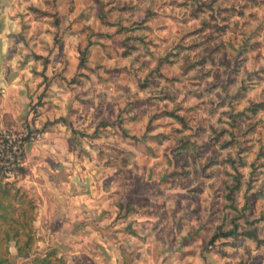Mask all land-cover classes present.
Masks as SVG:
<instances>
[{
  "label": "rangeland",
  "instance_id": "rangeland-1",
  "mask_svg": "<svg viewBox=\"0 0 264 264\" xmlns=\"http://www.w3.org/2000/svg\"><path fill=\"white\" fill-rule=\"evenodd\" d=\"M16 3L34 48L66 53L45 80L85 168L123 187L142 180L151 202L137 210L156 211L166 230H199V248L235 223L255 229L260 241L219 237L215 259L264 264V0ZM77 53L84 66L71 68ZM253 103H263L257 113ZM173 110L185 121L167 115ZM156 221L149 227L161 228ZM179 240L189 239L171 244ZM11 261L30 264L32 255Z\"/></svg>",
  "mask_w": 264,
  "mask_h": 264
},
{
  "label": "crops",
  "instance_id": "crops-1",
  "mask_svg": "<svg viewBox=\"0 0 264 264\" xmlns=\"http://www.w3.org/2000/svg\"><path fill=\"white\" fill-rule=\"evenodd\" d=\"M15 4L16 0H0V125L21 129L30 123L34 128L36 138L27 144L25 165L14 179L7 180H15L38 203L37 249L83 255L88 264H218L213 248L219 239L199 248V230H166L156 211L144 213L143 206L137 210L138 204L151 202L143 194L150 191L143 188L142 180L123 187L111 174L113 181L106 183L104 173L85 168V162L79 161L80 151L70 144L68 119L57 120L50 109L55 105L50 103L55 98L54 82L49 86L46 82L54 76V59L63 63L66 53L53 55L34 48L36 41L22 33L27 23L22 22V10ZM77 54L70 59L71 68L84 66ZM42 94L45 102L36 111L31 105ZM154 221L155 228H161H150ZM180 237L189 240L171 244ZM10 250L12 257L23 258L17 256L14 243Z\"/></svg>",
  "mask_w": 264,
  "mask_h": 264
},
{
  "label": "trees",
  "instance_id": "trees-1",
  "mask_svg": "<svg viewBox=\"0 0 264 264\" xmlns=\"http://www.w3.org/2000/svg\"><path fill=\"white\" fill-rule=\"evenodd\" d=\"M83 63L84 59H81V65ZM252 105V111L257 113L263 103H253ZM175 111H170L167 115H171L179 121L184 122V115ZM229 145L230 143L224 142L222 147ZM240 184V182L235 183V185L229 188L233 192ZM231 191L227 195V198L233 202ZM231 205L234 204L232 203ZM37 212L38 203L32 195L24 188L18 186L16 181L7 180L4 177L0 178V264H12L10 250L12 243H14L17 249V256L28 257L32 255V262L30 264H71L69 259L61 255L60 251L56 248L41 254L37 252V243L40 239L35 226ZM231 236L236 238L238 236H249L254 240L256 239V241H260L259 234L255 229H245L242 231L240 230V226L235 223L231 228L215 234L211 238L210 243H214L219 237L227 238Z\"/></svg>",
  "mask_w": 264,
  "mask_h": 264
},
{
  "label": "built area",
  "instance_id": "built-area-1",
  "mask_svg": "<svg viewBox=\"0 0 264 264\" xmlns=\"http://www.w3.org/2000/svg\"><path fill=\"white\" fill-rule=\"evenodd\" d=\"M35 132L30 123L21 129L0 125V177L14 179L25 165L26 147Z\"/></svg>",
  "mask_w": 264,
  "mask_h": 264
}]
</instances>
